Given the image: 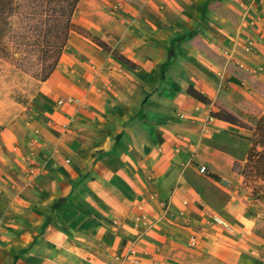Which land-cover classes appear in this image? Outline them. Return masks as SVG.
Segmentation results:
<instances>
[{"label": "crops", "instance_id": "obj_1", "mask_svg": "<svg viewBox=\"0 0 264 264\" xmlns=\"http://www.w3.org/2000/svg\"><path fill=\"white\" fill-rule=\"evenodd\" d=\"M71 23L0 132V264H264L233 171L252 131L222 117L264 101V0H96Z\"/></svg>", "mask_w": 264, "mask_h": 264}, {"label": "rangeland", "instance_id": "obj_2", "mask_svg": "<svg viewBox=\"0 0 264 264\" xmlns=\"http://www.w3.org/2000/svg\"><path fill=\"white\" fill-rule=\"evenodd\" d=\"M95 1L47 0L40 52L35 48L36 35L33 31L26 33L28 38L23 44L21 43V48H19L17 40L12 38V35L6 38L11 57H3L0 52V132L16 120L22 109L31 100L37 83L52 71V67H54L64 45L68 30L75 26L71 23L72 18L77 19L80 9L83 10L84 6L86 11L92 10ZM13 24L18 26V19L15 18ZM238 95L240 106L238 110L243 119L252 121L264 114V101H252L243 93ZM248 146L249 144L243 152L237 143H233V152L238 160L242 161L245 158ZM245 192L248 197L246 189ZM242 200L243 198H240V203ZM245 206L248 218L247 226L254 230L257 224L262 227L264 236V204L253 206L246 200ZM233 211L236 215L237 206ZM251 234L253 231H247V235L253 237ZM250 251L252 255L253 251ZM247 264H255V262L252 258L247 257Z\"/></svg>", "mask_w": 264, "mask_h": 264}, {"label": "trees", "instance_id": "obj_3", "mask_svg": "<svg viewBox=\"0 0 264 264\" xmlns=\"http://www.w3.org/2000/svg\"><path fill=\"white\" fill-rule=\"evenodd\" d=\"M46 4L47 0H0V52L3 57H11L6 38L12 35L21 48V43L23 44L28 38L26 35L28 31L35 32V48L41 51ZM15 18L18 19V26L13 24ZM72 27L81 33L84 32L76 26ZM95 41L108 49L107 44L101 40L96 38ZM188 93L198 99L206 100L193 87L188 89ZM222 117L252 131V135L248 138L250 143L245 158L242 161H235L233 171L242 176L248 198L256 204H264V114L247 121L225 109Z\"/></svg>", "mask_w": 264, "mask_h": 264}, {"label": "built area", "instance_id": "obj_4", "mask_svg": "<svg viewBox=\"0 0 264 264\" xmlns=\"http://www.w3.org/2000/svg\"><path fill=\"white\" fill-rule=\"evenodd\" d=\"M200 172L204 174L206 172V168L205 167H201L200 168Z\"/></svg>", "mask_w": 264, "mask_h": 264}]
</instances>
